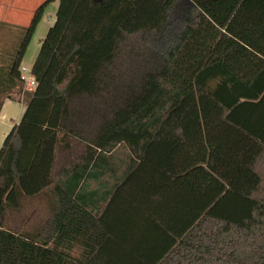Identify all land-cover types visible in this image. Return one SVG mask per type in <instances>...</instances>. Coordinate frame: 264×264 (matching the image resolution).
<instances>
[{
    "label": "trees",
    "instance_id": "1",
    "mask_svg": "<svg viewBox=\"0 0 264 264\" xmlns=\"http://www.w3.org/2000/svg\"><path fill=\"white\" fill-rule=\"evenodd\" d=\"M51 1L0 68V264H264V0H58L27 90Z\"/></svg>",
    "mask_w": 264,
    "mask_h": 264
},
{
    "label": "crops",
    "instance_id": "2",
    "mask_svg": "<svg viewBox=\"0 0 264 264\" xmlns=\"http://www.w3.org/2000/svg\"><path fill=\"white\" fill-rule=\"evenodd\" d=\"M42 1L44 0H0V68H6V64L11 57L10 54L14 52V46L17 40L16 26H26L31 19L33 11ZM52 5L54 6L52 14L46 19L41 18L36 26L35 31L40 32L41 37L45 36L44 33L54 22L58 0H53ZM11 37L15 39L14 44ZM42 39H40V43ZM30 63L32 64V62ZM24 108L21 102L8 98L3 101L0 108V137L6 136L12 126L19 122Z\"/></svg>",
    "mask_w": 264,
    "mask_h": 264
},
{
    "label": "rangeland",
    "instance_id": "3",
    "mask_svg": "<svg viewBox=\"0 0 264 264\" xmlns=\"http://www.w3.org/2000/svg\"><path fill=\"white\" fill-rule=\"evenodd\" d=\"M53 8H54V6L52 5V1H51L45 7L44 13L42 15V19H46L48 16H50V14H52V11L54 10ZM45 25H46V22H45ZM45 34H46V32L44 33V35ZM18 35H19V33L17 32L16 44L19 41ZM41 38H43V37H41L40 32L34 31V34L32 35V38H31V40L28 44V47L26 49V52L24 54L23 61L21 62V65L26 66L28 69H30V67L32 65L30 62L33 63L35 56L39 50ZM11 40L14 44V40H15L14 37H11ZM4 137L5 136L0 137V145L2 144ZM45 211H46V209H45V207L42 206V202H40V199L23 198L20 209L9 215L10 216L9 217L10 225L15 227V228L29 229V228L39 224V222L42 221V219H44V217L46 215Z\"/></svg>",
    "mask_w": 264,
    "mask_h": 264
},
{
    "label": "built area",
    "instance_id": "4",
    "mask_svg": "<svg viewBox=\"0 0 264 264\" xmlns=\"http://www.w3.org/2000/svg\"><path fill=\"white\" fill-rule=\"evenodd\" d=\"M19 70H20L21 79L23 80L24 83V88L27 90L33 89L35 86V79L31 74V70L24 65H20Z\"/></svg>",
    "mask_w": 264,
    "mask_h": 264
}]
</instances>
